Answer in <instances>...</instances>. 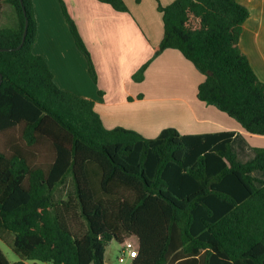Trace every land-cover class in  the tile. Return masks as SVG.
<instances>
[{"label": "trees", "instance_id": "16d2710c", "mask_svg": "<svg viewBox=\"0 0 264 264\" xmlns=\"http://www.w3.org/2000/svg\"><path fill=\"white\" fill-rule=\"evenodd\" d=\"M129 12L124 0H98ZM252 0H175L159 4L164 36L151 62L175 49L205 75L197 97L264 136V82L241 44ZM0 0L17 16L0 28V134L19 130L0 148V239L13 236L19 257L0 264H105L113 240L131 245V264H264V147L238 161L235 131L155 138L104 126L94 101L57 86L33 52V0ZM62 9L89 73L96 69L76 23ZM25 9V13L23 11ZM71 183L66 196L58 191ZM78 228V231L76 229ZM80 229V230H79Z\"/></svg>", "mask_w": 264, "mask_h": 264}, {"label": "crops", "instance_id": "0c3cea01", "mask_svg": "<svg viewBox=\"0 0 264 264\" xmlns=\"http://www.w3.org/2000/svg\"><path fill=\"white\" fill-rule=\"evenodd\" d=\"M61 1L91 54L96 82L72 36ZM174 1L124 0L129 12H118L98 0H33L37 21L33 52L46 60L59 88L94 101L106 128L123 127L147 138L170 127L183 134L235 131L232 149L238 159L247 155L249 161L254 148L264 147V136L248 133L226 113L198 99L205 75L180 51L165 50L148 66L142 81L133 79L163 39L159 4ZM250 11L241 44L264 82V0H252Z\"/></svg>", "mask_w": 264, "mask_h": 264}, {"label": "rangeland", "instance_id": "374dc122", "mask_svg": "<svg viewBox=\"0 0 264 264\" xmlns=\"http://www.w3.org/2000/svg\"><path fill=\"white\" fill-rule=\"evenodd\" d=\"M17 23V16L14 9L8 5L3 8L0 16V28L2 27H13ZM20 134L19 130L0 134V148H7L13 139ZM247 155L240 156L238 161L244 162L247 160ZM256 175L264 178V172H256ZM72 188L71 183L58 191L57 194L60 196H66L65 194ZM80 230V229H79ZM78 231V228L76 229ZM79 232V231H78ZM3 240L0 239V249L10 263H16L19 261V257L13 251L11 243L13 236L9 234H2ZM134 255L129 253L128 250L122 251L119 242L113 240L106 246L105 252V264H131ZM38 264H51L48 262H37Z\"/></svg>", "mask_w": 264, "mask_h": 264}, {"label": "water", "instance_id": "95a60500", "mask_svg": "<svg viewBox=\"0 0 264 264\" xmlns=\"http://www.w3.org/2000/svg\"><path fill=\"white\" fill-rule=\"evenodd\" d=\"M20 1H21V4L23 5L22 0H20ZM23 11L25 13L24 7H23ZM27 32H28V21L26 20V22H25V28H24V33H23V38H22V41H21L20 45L17 48H0V52L14 51V50L21 49L22 46L24 45L25 41H26ZM1 82H2V76H1V79H0V84H1Z\"/></svg>", "mask_w": 264, "mask_h": 264}, {"label": "built area", "instance_id": "2783aa9c", "mask_svg": "<svg viewBox=\"0 0 264 264\" xmlns=\"http://www.w3.org/2000/svg\"><path fill=\"white\" fill-rule=\"evenodd\" d=\"M125 250H128L129 253H131V254H133L135 256V252H134V250H133L131 245H127L124 249H122V251H125Z\"/></svg>", "mask_w": 264, "mask_h": 264}]
</instances>
